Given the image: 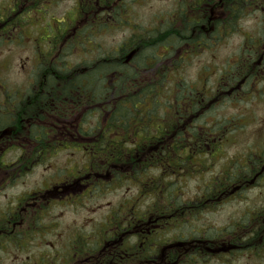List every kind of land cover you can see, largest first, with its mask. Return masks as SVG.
<instances>
[{"label": "trees", "instance_id": "1", "mask_svg": "<svg viewBox=\"0 0 264 264\" xmlns=\"http://www.w3.org/2000/svg\"><path fill=\"white\" fill-rule=\"evenodd\" d=\"M102 1L105 2L100 0ZM169 25L170 23L164 27L154 25L151 28L137 25L136 35L127 38L117 49L106 50L99 47L97 61L95 60V64L90 62L92 68L78 74L77 81L73 76L65 87V92L71 93V89L76 91L78 85V112L82 113L80 127L82 134L89 137L85 144L81 145L89 159L90 169L95 167L101 171L104 166L107 171L116 173L115 177L122 174L126 177L127 174L121 172L120 168L131 166L130 178L144 184L143 195L149 200L146 209L135 211L131 208L130 230L118 224L119 232L116 237L129 232L125 240L136 238L137 244H132L136 248H139L141 243H146L145 252L151 249L150 244L153 241L156 245L159 244V229H162V226H168L170 221L174 224L184 222L190 214L194 216L209 211L216 206L220 195L234 184L240 183L241 180L244 182L245 179L254 180L253 177L224 178L223 182L220 180L216 185H211L206 199L187 202L186 205H180L179 199L174 197V192L179 189L175 182L177 177L174 175L180 173V168L188 167L192 152L207 150L204 140L198 143L197 138L201 135V126L206 125L205 118L213 111L205 107L207 99L210 98L209 95L217 96L219 92L188 83L165 84L162 78L157 83H135L142 69L149 64L148 53L157 52L160 42L171 38L170 35H161L169 29ZM161 37L165 38L159 39ZM137 46H143L144 49L134 58L133 64L129 65L127 56ZM57 76L59 75L56 73L51 75L52 78ZM38 104L36 102L34 120L27 127H21V124L29 119L27 115L12 114L5 110L2 113L0 131L17 126V130L26 131L27 137L34 144L30 150L22 148L13 162H4L5 154H0V169L9 176L10 181L47 162L58 150L56 131L43 123L45 116L40 113L37 115ZM86 127L88 129L84 130ZM141 175L144 177H140ZM141 178L147 181H142ZM96 186L94 185V188ZM248 187L250 186H245V189ZM226 194L233 196L229 191ZM226 197L224 195L220 200L225 201ZM22 202L23 200L20 201ZM23 206L24 204L21 205ZM20 209L16 205L0 210L3 239H20L23 232L15 231L21 228L19 226L23 217L19 214ZM118 218L119 216L114 214L109 226L119 223ZM157 224L160 227L152 230L154 235L143 233L148 225ZM209 231L216 237H221L219 231L213 228ZM202 238L203 236L200 239ZM83 240L80 238L78 241V256L86 260L103 245V242L88 243ZM126 242L122 243L115 256L111 257L113 264L135 263L146 259L145 255H134L136 250L132 251V256L127 260L118 255V252L121 253V250L127 247ZM107 259L104 264H108L105 262Z\"/></svg>", "mask_w": 264, "mask_h": 264}, {"label": "flooded vegetation", "instance_id": "2", "mask_svg": "<svg viewBox=\"0 0 264 264\" xmlns=\"http://www.w3.org/2000/svg\"><path fill=\"white\" fill-rule=\"evenodd\" d=\"M61 1H1L4 3L0 4V46L11 48L23 46L33 49L37 55V62L32 68L30 67L29 78L26 83L19 85L21 88L13 89V94L0 93V114L2 116L5 110L18 115L23 111L24 102H27L28 110L33 113L38 102L37 115L40 113L45 116L42 120L44 124L61 135L66 133L78 135V85L76 91L71 89V93H66L65 87L73 76L76 77V81L78 80V70L81 73L90 70L89 68H92L90 62L93 61L92 64H95L97 61L99 47L104 49L97 41L93 46L95 49L86 51L83 55L84 48L81 44L84 37L98 38L100 32L109 31L112 27L106 25L107 20L115 17L118 13L116 11L121 7L123 12H129L127 3H142L148 0H105V2L74 0V7L71 11L65 10L63 16L56 17L50 14L49 8L52 5H59ZM161 1L169 2L171 10L164 13L163 20L159 19L154 23L161 27L170 23L169 29L161 35H170L171 38L166 41L160 40L162 42L157 52L148 53L149 64L142 69L135 83L145 84L147 81L157 83L160 78L165 80V84L188 83L181 76L177 78L176 72L189 63L194 55L213 50L222 51L229 47L231 52L226 54L221 65L214 64V68L210 70V73L218 70L216 81L211 83L214 86L211 91L219 94L209 95L210 98L207 99L208 103L205 106L207 110L216 101L224 105L228 102L250 101L253 98L264 99V0ZM34 13H38L40 17L38 23H35L36 17L32 16ZM92 13L96 14L97 20L94 18L90 21L84 20ZM47 18L51 22L50 25L46 23ZM246 21L256 22L257 25L246 26ZM126 23L130 25L132 33L123 42L130 36L136 35V26L139 25L135 24L132 16ZM48 27L52 29L48 39L38 43L40 35L48 34ZM162 38L165 37L159 39ZM27 40L32 41V44ZM143 49V46H137L127 56V64H133L134 58ZM106 50L114 49L106 48ZM56 70H60L67 78L60 76L52 78L50 75L55 74ZM205 79L210 80L202 77L203 81ZM2 84L0 82V86ZM188 84L192 85V83ZM23 96L26 97L25 101L22 99ZM211 117L213 122L220 123L224 120L226 125L201 126V135L197 138V142L201 143L204 140L208 148L212 146L221 149L227 133L235 130L237 124H240L239 119H229L217 110ZM242 123L246 124L247 120H241ZM63 139V137L57 138L59 146L67 145L61 141ZM75 140L78 144V137ZM29 144L31 145L20 143V146L28 148L34 145L32 142ZM240 166L232 177H264V148H258L257 152ZM54 191L57 192V188ZM36 198L39 199L36 202L38 208L36 212L44 213V208L46 204L49 207L50 200L45 201V195ZM49 227L45 226V228Z\"/></svg>", "mask_w": 264, "mask_h": 264}, {"label": "rangeland", "instance_id": "3", "mask_svg": "<svg viewBox=\"0 0 264 264\" xmlns=\"http://www.w3.org/2000/svg\"><path fill=\"white\" fill-rule=\"evenodd\" d=\"M0 0V4H3ZM74 0H62L58 5H52L49 8V13L56 16H63L64 11H71L74 7ZM122 4V3H120ZM129 12H123V7L118 9L115 17L109 18L107 24L112 28L107 32L98 34V41L107 49L116 48L126 37L132 33V29L126 21L132 16L135 24L146 26L148 28L156 25V21L163 20L162 16L165 12H170L171 6L169 2L161 0H148L147 2H136L134 4L127 3ZM99 10V9H98ZM32 16L36 17L35 23L40 20L38 13ZM92 18L97 20L95 13L87 15L84 20L90 21ZM106 20H104L105 22ZM47 25H50V20L46 19ZM257 25L256 22L246 21L245 25L252 27ZM133 25V24H132ZM52 29L48 27L46 35H40L38 43H43L49 37ZM29 44L32 41L27 40ZM236 42V40L234 41ZM92 46H85L86 49L93 51L97 44V38H91ZM0 46V81L13 88L19 87L20 84L26 83L29 78L30 67L37 62V55L33 49H28L23 46L20 48H11ZM231 52L229 47L219 51L213 50L205 53L194 55L189 63L185 64L182 69H179L176 74L178 77H183L186 81H199L202 77H207L210 80L209 84L216 81L218 70L210 73L213 65H221L226 54ZM211 74V75H208ZM208 84V85H209ZM5 85L0 86V90L5 89ZM219 113L229 119L238 118L241 124L243 116L248 124L242 126L243 129L238 132L229 134L224 141V152H219L214 155H209L205 160L194 159L192 170L187 171V174L182 176L183 198L181 201H194L197 196L203 193L204 187L214 180V176L222 173L229 164V157L239 153L248 151L250 145H254L264 136V99L253 98L250 101L228 102L221 105ZM212 118H210V121ZM16 149L9 152L7 158L13 160L17 155ZM242 154V155H243ZM87 162V157L80 150H62L55 154L48 162L36 167L32 172L24 175L23 178L8 183L0 189V208L6 207L15 202L20 196L28 193L30 190L44 187L53 189L52 186L59 185L58 177L64 174L65 176H77L78 167ZM203 163V164H202ZM77 167V168H76ZM3 173H0V186L4 182ZM76 191L78 202L70 203L67 201L70 194L66 191L55 192L56 198H62L60 201L51 203V208L46 215L45 224L51 225L45 232L37 235V243H29V238L25 237L22 245L28 244L27 248L20 249L14 244H8L0 252V264H25L24 261L29 260V256H35L39 249L45 253L60 249L64 251L67 243L77 233L88 234L96 225H100L105 221L106 216L115 209H121L125 203L128 208L131 207L135 195L137 194L136 185L129 181H123L112 188L103 189V191L95 192L92 195L83 193L81 186L70 189ZM75 193L72 196L75 197ZM264 206V179L261 184H258L253 189L245 191L242 195L233 200L222 204L213 211L199 215L195 219L190 218L187 225H192L193 228L206 224H215L222 227L230 222H235L245 218L246 212L255 216L254 208L262 209ZM252 209V211H246ZM27 221V216H24ZM255 220V221H254ZM210 224V225H211ZM244 228L240 229L237 234V239H244L250 234V241L245 247L240 250L237 247H227V250L222 256L212 257L203 262V264H264L249 247L257 243L260 235L261 221L260 219H252ZM103 234L102 239H107L113 235L112 231ZM95 235H90L88 241H92L98 237L99 232L95 230ZM38 245H41L39 248ZM65 244V245H63ZM247 245V246H246ZM246 248V249H245ZM231 250L232 252H229ZM41 257H44L41 255ZM94 260V258H93ZM35 262V260L33 259ZM82 261L76 262L80 264ZM46 264H48L46 262ZM200 264V262L196 263Z\"/></svg>", "mask_w": 264, "mask_h": 264}]
</instances>
